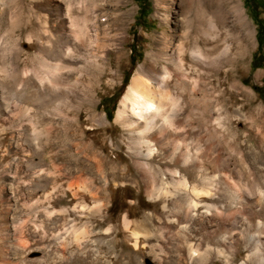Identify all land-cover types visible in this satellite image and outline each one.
Here are the masks:
<instances>
[{
    "label": "bare ground",
    "instance_id": "obj_1",
    "mask_svg": "<svg viewBox=\"0 0 264 264\" xmlns=\"http://www.w3.org/2000/svg\"><path fill=\"white\" fill-rule=\"evenodd\" d=\"M37 1H40L43 4V0ZM153 1L155 14L159 21L158 29H155V31L151 33H146L147 43L145 44V57L143 61L136 66L127 89L120 100L115 117L112 122H110L105 112L103 114L96 112L94 114L92 113V121L95 123L91 122L92 124L90 126H100L106 131H109L107 145L113 150L111 153H114V156L112 157L111 154L103 153V148H100L97 157H93L95 158L94 162L96 167H93L89 163H83L78 158L73 157V155L69 153V149L65 147L66 144L62 143L66 140L65 136L70 127V119H72L71 122H75L76 120V117L71 116L70 118V115L68 116L67 113L66 105L69 101L66 103L68 91H66L65 86L73 77H75L76 69H92L94 65L99 62L108 65L113 63L118 68H122L124 65L125 52L117 46L119 44L118 41H120L119 39L124 36L125 32L122 31L118 33L115 38L111 37L110 31L107 29H103L102 32H99L97 28L94 27L91 32L87 24L89 19L85 16L79 15L75 11L77 8L75 0H67L66 3H61L62 1L60 2L59 0H46V3L55 5L58 13L53 17L51 28L47 27L48 25L45 27V23L39 21L38 18L34 21L37 23L33 24L34 30L31 33L33 46H31L34 47V50L32 55L37 60V69L40 74L26 70H23V72L20 71L22 70L19 68L20 52L16 51L14 58L12 60V57L10 58L12 61H10V65H12L11 69L13 73L18 78L22 77V80L20 79L22 84H20L22 85L24 93H21V95L18 94L19 96L17 95L16 102L13 101L15 104L6 101L4 96V84L6 83H4L5 81L3 82L0 77V118L2 117V119H6L8 124L7 127H2L0 125V264H57V262L64 259L68 253H72L82 239H87L90 236V231L87 229L85 221L87 215L81 210V208L88 209L87 214L95 215V213H101L104 210V206L109 205V200L106 201L105 204H95L96 202L94 203L93 200H90L87 195L90 191L89 189L97 187L98 184L103 188L117 186L114 183L117 174L123 176L130 174L134 176L136 180L140 181L141 184L143 183L146 186H150L148 193L150 200H156L157 202V199H160L161 206H165L164 203L166 198H170V196L176 194L175 189L182 188L184 190H189L192 194L190 197L196 195L201 204L199 205L196 201L194 202L191 199L188 200L190 197L185 199L188 201H184L180 196V199L178 200H170L172 201L173 208L181 210L182 212L184 204H186L188 211L191 210L192 212L191 217L194 216L193 219L195 225H197L196 228L201 227L200 229L206 231L214 230L218 235L219 242L223 245L227 244V246L231 247L233 251L238 247L236 246L237 243L245 242L244 238L246 239L250 237V234H248V237H246L247 234H245L244 237L243 233L239 232L241 229H244V224H241L242 227L239 230L236 220L230 222L234 218L233 215L232 219L227 218L228 208H234L233 212L235 210L238 213L237 209L243 208L244 205L242 204L243 206H239L238 204V206H225L223 204V201L219 197L220 195L218 196L220 192L217 193V187H219L222 182V179H220L221 175L216 179L215 177H210L205 174L206 176L204 175L198 180L196 179L195 174L197 170L203 168L202 161L200 164L199 161L202 159L204 160V156L208 154H193L194 152H191L192 148L190 149L187 146L184 147L182 142L185 144L184 141L191 138L193 134V130L191 129L192 125H190V114H192L191 111L193 108L191 109V107L194 104L196 96L199 98H205V96L208 95L216 85L213 82L214 80L222 86L227 80V72L238 70L240 72L238 74L239 81L235 84L236 86L231 85L230 87L232 90H237L235 87H238L242 92L250 94L251 96L252 91L247 90L244 87L245 84H243L242 81V78H244L242 76V71L247 65L246 59L248 54L255 46V33L247 23L245 11L240 0ZM26 6L33 11V9L35 10V7L39 9L41 4H30L29 6L27 4ZM50 19H52V16ZM44 22H46V19ZM0 57L2 56L0 55ZM34 58H32V60ZM259 74L260 72H257L255 76L258 77ZM258 78L260 79V77ZM33 93H36L35 96L39 93L41 96L47 98L50 107H45L46 109L38 115L39 122L42 123V131L38 132L37 137L32 136L28 138L27 146L24 145L26 146L25 148L22 145V142L24 141L20 137V135L22 136L23 128L21 127L22 125H19L18 120L15 117L17 111L15 113L13 111L15 109H20L21 107L23 108L26 103H30V97ZM205 101L203 104H206L207 101ZM80 103L81 102H79V104ZM76 106H78V103ZM196 110H193V113ZM24 111L25 110H23L22 113ZM197 111L199 112V110ZM205 112L207 113V110ZM31 113L35 114V112ZM211 113L213 112L211 111ZM31 118L33 119V116L31 117L29 115V119ZM207 119L208 118H206V120ZM32 121L29 120V123L31 124ZM78 126L80 125H77V127ZM205 126L207 127L204 123V127ZM27 128L25 125V129ZM195 128L193 127L194 130ZM207 129L208 128H206V130ZM25 137L27 136L25 135ZM205 138L206 136L204 137V140ZM58 139H62V142H57ZM42 140L47 141V150L45 149L44 141ZM210 143V146L205 143V147H211ZM213 145H217V143L212 144V146ZM206 148L205 150L208 149ZM215 149L217 150V148ZM194 151H196V148ZM66 152L67 155H65L61 161H58V156ZM81 152L83 153V151ZM208 152L209 151L207 150V153ZM87 154L89 153L87 152ZM210 154L212 153H209V155ZM222 154L224 156V153ZM237 154L239 153L237 152ZM225 156H227L226 153ZM219 157L217 156V158ZM123 158H125V161H122ZM216 160L218 161V159ZM209 163H211V161ZM214 163L215 161L213 164ZM226 164L230 165L229 162ZM208 165L211 164H207L206 166ZM216 167L214 169H217ZM222 167L220 168L219 166L218 168L222 169ZM202 170L204 171V169ZM202 170L201 172H203ZM201 172L199 174L200 176L203 175ZM235 172L236 171H234V176ZM163 174H174L177 178L170 177L169 180H161L158 183V180L160 178L162 179ZM247 174H250V172ZM80 175H85L84 179H80ZM195 179L196 182H193ZM244 181L246 182L247 180ZM237 182L239 185V181ZM187 183H190V187H188L189 185ZM122 184L123 183L121 182L120 185ZM57 186H60L59 191L56 190ZM249 186L251 185L249 184ZM252 186L254 187L256 185L253 184ZM252 189L254 190V188ZM240 191L243 193L242 190ZM34 194H39L47 200L46 210L44 211L45 214L43 215L44 217L42 216L43 228L53 231L51 235L52 237L50 239L48 237V239L45 240L46 234L43 238L45 241L42 243L40 240V243L34 241V230L31 229L32 227L30 226L31 222L35 219V213L38 211H35L34 213L31 209H27L26 214L24 213V215H31V217L25 221L20 218L19 213L20 206H33L32 203L31 205L27 204L28 201H31L32 195ZM234 194L236 195V193ZM184 196L186 197V195ZM257 197L258 194L256 198ZM66 198H68L70 203L69 206L72 208L71 210L69 209V215L77 217L79 224L72 226L66 233H61V229L58 230L60 232L55 233L58 224L61 223V219H63L62 213L67 210V207L64 208L62 207L63 205L60 204L61 201ZM36 202L38 201L36 200ZM132 202L133 201H131V203ZM227 203L225 204L227 205ZM237 203H239V201ZM247 204L245 206H247ZM255 205L256 206L250 205L251 210L247 211V209V213L243 215L246 216L249 213L251 216H262L264 206L261 204V206H257V204ZM169 208L171 207L169 206ZM171 211L173 214L174 211ZM181 214H183V212ZM144 215L146 214L140 213L139 216L130 218L127 214H124L121 224L123 236L133 247L134 251L140 255L144 263L147 261L149 264H164L166 258L164 259L162 254L166 252L162 253V251L167 236L164 239L163 237L166 235H164V229H158V235L160 236L157 241L159 244L156 242L158 245L155 247V243H152L154 248H152V246L150 247L148 244V238L155 232L156 228H152L153 225L150 226L147 223L148 221L146 222ZM188 215V212L185 211L184 217ZM181 218L179 219L181 220ZM247 219L249 220V215ZM249 221H251V219ZM256 223L264 229V222L258 220ZM35 224L37 226V223ZM169 224L167 227H169ZM175 224L171 228H173V230L176 229L184 239H181L183 245L177 247L175 250L177 260H182L187 264H215V259H218V264L232 263L228 256L224 254L222 249L224 246L221 248L217 245L220 248H214L216 254L214 256L212 255L213 250L210 251V248L207 247L201 239L193 240V238L189 241L190 239L188 240V238L184 236V233L188 232L185 230L187 228L184 229L182 225L179 226L178 223ZM253 225L256 224L253 223ZM235 228L238 229V232H231V230ZM191 230L192 228L189 231L192 232ZM250 232L253 231L251 230ZM258 233L259 235L255 245L252 246V248L250 247L251 252L248 253L247 251L237 264H264V253L262 252L264 247V234L262 233H264V231L262 230ZM210 234L213 235L212 233ZM208 236L210 235L208 234ZM205 239L207 240V238ZM150 242L153 241L150 240ZM201 243H203L202 246L206 245L202 250L198 247ZM216 243H218V241ZM175 245L177 246V244ZM178 245H180V243H178ZM238 248L236 249L238 250ZM109 264H112V262L110 261Z\"/></svg>",
    "mask_w": 264,
    "mask_h": 264
},
{
    "label": "rangeland",
    "instance_id": "obj_2",
    "mask_svg": "<svg viewBox=\"0 0 264 264\" xmlns=\"http://www.w3.org/2000/svg\"><path fill=\"white\" fill-rule=\"evenodd\" d=\"M59 1L60 2L62 1L61 3H66L67 0H59ZM75 1L77 3L76 4L77 8L75 7L76 8L75 11L79 15L85 16L89 19L87 24H88V27H89L91 32H92L94 27H96L99 32H102L103 29H107L110 31L112 38H115L117 36V34L122 32V31L125 32L124 36L121 39H119L120 41H118L119 44L117 46L118 48L123 49L125 52V59H124V65L125 66L123 65L122 68H118L113 63L111 65H108V64H102L101 62H99L100 64L99 63L95 64L92 69H88V70L76 69L75 77L72 78L74 80L71 79L65 86L66 91L69 92V93L67 92V94L69 96L67 95V100H66V103L69 101V103H67V105H66V107H67L66 109L68 111L67 113H68V116L70 115L69 116L70 118H71V116L76 117V120H75V122L74 121L71 122L72 119H70V124H69L70 127L68 128L69 131L67 130V134L65 136L66 140L64 142H62V139H58L57 142L59 141V143H60V141H61L62 143H65L66 144L65 147H67L69 149V153H71L73 155V157L78 158L83 163H89L93 167H96L94 160L97 157V153L100 150V148H103V153L111 154L112 157L114 156V153H111V151H113V150H111V148L107 145L109 131H106L104 128H102L100 126L99 127L98 126H96V127L90 126L92 123H95L92 121L93 114L95 112L99 113V114H101V113L103 114L105 112L108 120L110 122H112L113 118L115 117L116 110L119 106L120 100H121L123 94L125 93V91L127 89V86L131 80V77L133 75V72H134L136 66L138 65V63L142 62L144 57H145V51H146L145 44L147 43L146 33H151L153 31H155V29L157 30L159 21L156 17V14H155V7H154V1L153 0H127V1L126 0H81V1L75 0ZM240 1L242 3L243 9L245 11L247 23L249 24V26L253 29V31L255 33V46H254V48L251 49L250 53L248 54L247 59H246L247 65H246L245 69L242 71V76L244 77V78H242V81H243V84H245L244 87L247 90L252 91V94L250 96V94H245L238 87H235V88H237V90H232V88L230 87L231 85L236 86L235 84L237 83V81H239L238 74L240 72L238 70L227 72V75H226L227 80L223 83L222 86H221V84L216 83V80H214L213 82L216 85L209 92L210 94L208 93V95H206L205 98H199L196 96V98L194 100V104L191 107V109L193 108L191 111L192 114H190V116H191L190 118L192 119V120L190 119V121H191L190 125H192L191 129L193 130L192 131L193 134H192L191 138L184 141V143L186 145L183 144V142H182V145L184 147L187 146L190 149L192 148L193 151L191 150V152L192 153L194 152L193 154H196V155H198L199 153H201V154L205 153V155L208 154V155L204 156V160L202 159L199 161V164L201 163V161L203 163L202 164L203 168H201V170L204 169V171L202 170L204 173L201 172V170H197V172L195 174L196 179L198 180L199 178L203 177L205 174L207 176H210V177L211 176L215 177L216 179L219 178L221 175L220 179H222L221 181L223 183L221 182L219 187H217L218 189L217 188H215V189H217V191H218L217 193L220 192L218 194V196L220 195L219 197L223 201V204L225 206H238V204H239V206L244 205L243 208H241L243 210L237 209V211L240 215L235 210L233 212L234 208H228L227 218L232 219V215H233L234 218L230 222H233L236 220V222H237L236 224L239 227V230L241 229L242 225L244 224L243 228L246 230L241 229L239 232L243 233L244 237H245V234H247L246 237H248V234H250L249 236L251 238L248 237V238H246L247 240L244 238L245 242H247V243H245V242L237 243L236 246H238V247L240 246V247L238 248L235 246L236 248H238V250L235 248L233 251L231 247L227 246V244L223 245L219 242L220 240L218 238V235H217V233H215L214 230H210V231L207 230L206 231L204 229H200L201 227L196 228L197 225H195V223H194V219H193L194 216L191 217L192 212H191V210L188 211L186 204H184V209L182 211L183 214H181L182 213L181 210L173 208L171 202L174 201V199L175 200L180 199V196H181V199H183L184 201H188L189 199H191L194 202L196 201L197 204H199V205L201 204L199 198L196 195H193L194 197H190V196H192V194L189 190H184L182 188L175 189L176 194H173V196H170V198L169 197L166 198L165 203H164L165 206H161V200L160 199H157V202H156V200H154V201L150 200L149 195H148L149 190H150V186H146L143 183L141 184L140 181L136 180V178L130 174H127L124 176L117 174L115 177V180H114V183L117 186H114V187L109 186V187L103 188L98 184L97 187L89 189L90 191L87 195L89 196L90 200H93L94 203L96 202L95 204H98V203L105 204L106 201L109 200V205L104 206V210L101 213H95V215L94 214L93 215L87 214L88 209L81 208V210H83L85 212V214L87 215V218L85 219V221H86L87 229L90 231V236L87 239H82L81 242L77 245V247H75V249L72 251V253H68L67 256L64 259L58 261L57 264H107V263L109 264L110 261L112 262V264H149V262H147V261H146V263H144L142 261V258L140 257V255H138V253H136L134 251L133 247L125 240V238L123 236L122 226H121L122 218H123L124 214H127V216L132 218L134 216H136V217L139 216L140 213L146 214V215H144L146 222L148 221L147 223L150 226L153 225L152 228H154V229L156 228L155 232L153 231L154 233L151 234L148 238V244L150 247L151 246H152V248H154V246L157 247V245L159 244L157 240L159 239V236H160V235H158L159 234L158 229H160V230L164 229V235L165 234L166 235L163 238L165 239V237L167 236V238L165 239L166 242L164 244V248L162 251V253H164V252H166V253H164V254L161 253L162 256L164 257V259L166 258L164 260L165 261L164 264L165 263L166 264H187V263L183 262L182 260H177L175 250L177 247H181L183 245L181 243V239L182 240H184V239H183V236L178 231H176V229L173 230V228H171L174 226L175 223H178L179 226L182 225V227L184 229L187 228L185 230H187L188 232L184 233V236H186L188 238V240L190 239L189 241H191L193 238H194L193 240L201 239L203 241V243L206 244L207 247L210 248V251L213 250L212 255H214V256L216 255L214 252V248H217V247L222 248L224 246L222 249L224 251V254L226 256H228L230 262H232L231 264H237L239 262V260H241L244 257V255L247 253V251H248V253L251 252L250 249L256 243L257 237L259 235L258 232L262 231V230L264 231L263 227L257 225V223H256L258 220H260L261 222H264V216H263L264 212H263V215L259 216V217L251 216L249 213L246 216H244L245 213H247V211L251 210L250 205L256 206L255 204H257V206H259L261 204L262 206H264V193H263L264 192V6H263L264 0H240ZM39 2L40 1H37V0H0V4H1L0 5V55L2 56V57H0V77L2 78L3 82L5 81L4 83H6V84H4L5 100L10 101L12 104L14 102H16V97L21 95V93H24V91H23L22 85H21L22 84V82H21L22 77L18 78L15 76V74L13 73V71L11 69L12 65H10V61L14 58L16 51H18V52H20L19 53V68L22 69L20 71L23 72V70L24 71L26 70V71H31L33 73L37 72L38 74H40L38 69H37V60L32 55L33 50H34L33 49L34 47H32L33 43H32V38H31V33L34 30L33 24L37 23L34 21L38 18L39 21H43V23H45V27L48 25L47 27L51 28L52 27L51 23L53 22V17H55L56 14L58 13L55 5H52V4L50 5V4L46 3V0H43V4H42V2H40V3ZM37 3L41 4V6L39 9H37L35 7V10L33 9V11L26 6L27 4L29 6L30 4L33 5V4H37ZM46 7H48V8H46ZM55 11H57V12H55ZM44 13H45V16H44ZM51 16H52V19H50ZM45 19H46V22H44ZM13 44H16V45H13ZM9 47H10V49H9ZM114 50H115V48H114ZM10 58H11V60H10ZM32 58H34V59L32 60ZM35 60H36V62H35ZM24 65H26V66H24ZM6 66L8 67V70H7ZM24 67H26V68H24ZM31 68H32V70H31ZM35 69H36V71H35ZM257 72H260V74L258 76V77H260V79L255 76V74ZM12 76H14V77H12ZM16 78H18V79H16ZM222 94H224V95H222ZM28 95H30V94H28ZM35 95H36V93H33L30 97L32 103L31 102L26 103L27 105L25 104V106L23 108L21 107L20 109H15L13 111L14 113L17 111V113H15V117L17 118L19 125L20 126L22 125L21 127L23 128V131H22L23 137L20 135V137L24 141V142H22L23 146L24 145L27 146V144H28L27 139L28 138H30L32 136L37 137L38 132L42 131V123L39 122L38 115L41 112H43V110L50 107L49 106L50 104L48 103L49 101L47 100V98H45L44 96H41L39 93H37V96H35ZM209 96L212 98H210ZM36 98H38V99H36ZM205 99L207 102L205 101ZM251 99H252V101H251ZM202 100H204L206 102V104H203L204 101H202ZM76 101L78 103V106H76L77 105ZM79 102H81V103L79 104ZM212 102H214V103H212ZM223 102H225V103H223ZM199 103H200V105H199ZM68 104H69V106H68ZM216 104H218V105H216ZM46 105H48V106H46ZM79 105H80V107H79ZM26 107H27V109H26ZM68 107L69 108L71 107V108L69 109ZM32 108H34V109H32ZM196 109L199 110V112ZM223 109H225V110H223ZM23 110H25V111L27 110V111L26 112L24 111L23 112L24 114H23L22 113ZM29 110H30V112H29ZM193 110H196V111L193 113ZM204 110L205 111L207 110V113ZM208 111H210V112H208ZM211 111L213 113H211ZM31 112H35V114H33ZM73 112H74V114H73ZM28 114L31 117L33 116V119L32 118L29 119ZM213 116H214V118H213ZM19 117H20V119H19ZM201 118H202V120H201ZM206 118H208V119L206 120ZM196 119H197V121H196ZM29 120L30 121L33 120L31 122V124L29 123ZM208 121H210V122H208ZM203 122L205 123V125H207V127L205 126L206 128H208L207 130L204 127ZM0 125L2 127H7L8 124H7L6 119H4V118L2 119V117H1L0 118ZM25 125H26V128L28 126H30V127L25 129ZM77 125H80V126L77 127ZM195 126L198 129H196ZM193 127L195 128L196 131L193 129ZM204 128H205V130H204ZM208 130H210V131H208ZM236 130H237V132H236ZM243 133H245V134H243ZM25 135L27 137H25ZM205 136H206L207 140H206V138L204 140ZM212 138H213V140H212ZM193 139H195L197 141H195ZM218 139H219V141H218ZM42 141H44V140H42ZM46 142L47 141H44V145H45L44 147L47 150L48 145L46 144ZM194 142H195V144H194ZM210 142H212V143H210ZM205 143L208 146H210L209 145V143H210L211 147L207 146V148H208L207 149L205 147L206 146ZM216 143H217V145L212 146V144H216ZM88 144H89V146H88ZM105 144H106V146H105ZM219 144H221V145H219ZM26 146H24V147L26 148ZM222 146L224 149L222 148ZM90 147H92V148H90ZM214 147L217 148V150ZM220 147H221V149H220ZM80 148H81V150H80ZM195 148H196V151H194ZM205 148L209 151L208 153H207V150H205ZM81 151H83V153ZM87 152L89 154H87ZM237 152L239 154H237ZM95 153H96V155H95ZM209 153H212V154H210L211 157H210ZM217 153H218V155H217ZM222 153H224V156ZM225 153L227 156H225ZM248 153H249V155H248ZM65 155H67V152L60 154L58 156V161H61ZM85 155H86V158H85ZM228 155H231V156H228ZM243 155H244V157H243ZM217 156L218 157L220 156V157L217 158ZM93 157H95V158H93ZM250 157H251V159H250ZM216 159H218V161ZM252 159H254L255 161ZM219 160H220V162H219ZM122 161H125V158H123ZM203 161H205V162H203ZM206 161H208V162H206ZM210 161H211V163H209ZM214 161H215V163L213 164ZM242 161H243V163H242ZM227 162H229L230 165H227L226 164ZM220 163H221V165H220ZM222 163H223V165H222ZM207 164H211V165L206 166ZM210 166H212V167H210ZM219 166H220V168L223 166L222 169L218 168ZM215 167L217 169H214ZM257 168L261 171H259ZM206 169H208V170H206ZM217 170H218V173H217ZM233 170L236 171L235 176H234ZM200 172L203 174L202 176L199 175ZM249 172H250V174H247ZM197 173H198V175H197ZM210 173H212V174H210ZM165 175L166 174H163L164 177L162 176V179L160 178L158 180V183L161 180H165V179L169 180L170 177L177 178V176L174 174L173 175L167 174L166 176ZM84 177H85V175L79 176L80 179H82V178L84 179ZM251 177H253V178H251ZM196 179L193 180V182H196ZM258 179L261 182H259ZM244 180H247V181L245 182ZM237 181H239V185H238ZM121 182L123 183L122 185H120ZM255 183H257V184H255ZM187 184L189 185L188 187H190V183H187ZM249 184L251 186H249ZM253 184L256 186L253 187L252 186ZM56 185H57V183H56ZM132 185H134V186H132ZM237 185H238V187H237ZM258 186H259V188H258ZM236 187H237V189H236ZM252 188H254V190ZM56 190L59 191L60 186H57ZM121 190H122V192H121ZM240 190H242L243 193ZM91 192H93V193H91ZM184 193H187V194H184ZM234 193H236V195ZM257 194H258V197L256 198ZM184 195H186V197ZM90 197H92V198H90ZM94 197L97 199H95ZM188 197H190V198H188ZM187 198H188V200H185ZM242 199H243V201H242ZM36 200L38 202H36ZM170 200H172V201H170ZM131 201H133V202L131 203ZM238 201H239V203H237ZM227 202H229V203H227ZM31 203L33 206H20V209H19L20 218L25 221V220L29 219V217H31V215H29V216L24 215V213L26 214L27 209H29V210L31 209V211H34V213H35V211L36 212L38 211L37 213H35L36 214L35 219L33 220V222H31L30 226L32 227L31 229L34 230V233H33L34 234V236H33L34 241L36 243H40V242L42 243L43 241L47 240L48 237L50 239L52 237L51 235L53 233L52 230L43 228V217H44L43 215L45 214L44 211L46 210L45 208L47 205V200L44 199V197L40 196L39 194H37V195L34 194V195H32L31 201H28L27 205H29V204L31 205ZM40 203H42V204H40ZM158 203H159V205H158ZM225 203H227V205ZM252 203H254V204H252ZM60 204L63 205L62 207H64V208L67 207V210L62 213L63 219H61V223L58 224V227H57L55 233L60 232V231H61V233H66L67 231H69V229L72 226L78 225L79 220L77 217H75L73 215H69L70 214L69 209L71 210L72 208H71V206H69L70 203H69L68 198L62 200ZM246 204H247V206H245ZM168 205L171 208H169ZM20 210L23 214L20 212ZM171 210L174 211L173 214H172ZM175 210L178 212V214ZM185 211H187L189 215L184 217ZM40 214H42V215H40ZM170 214H172V215H170ZM248 215H249V220L251 219V221H249L247 219ZM181 216H182V218H181ZM36 217L38 218V220ZM237 217H238V219H237ZM260 217H263V218H260ZM147 218H148V220H147ZM151 218H153V219H151ZM179 218H181V220ZM186 218H187V221H186ZM171 219H173V220H171ZM255 219H256V222H255ZM68 220H69V222H68ZM252 220H253V223L256 225H253ZM41 221H42V223H41ZM164 221H166V222H164ZM34 222L37 223L38 227L36 226V224ZM39 222H40V224H39ZM163 222H164V224H163ZM168 222L172 223V224H169ZM183 222H185V223H183ZM190 222H192V223H190ZM165 223H168L169 227H167L168 224H165ZM247 223L250 225H248ZM170 225H172V226H170ZM251 226H253V227H251ZM107 228H108V230H107ZM169 228H171V229H169ZM191 228H192V230H191L192 232L189 231ZM38 229H40V230H38ZM58 230H60V231H58ZM63 230H64V232H63ZM251 230L253 232H250ZM241 231H243V232H241ZM209 232L215 236L211 235ZM231 232H238V229H236V228L232 229ZM155 234H157V235H155ZM208 234L210 236H208ZM262 234H264V233H262ZM44 236L46 237L45 240H43ZM212 236L214 237L215 240L213 239ZM174 237L178 238L179 240L175 239ZM254 237H256V238H254ZM205 238H207V240ZM39 240H40V242H39ZM150 240H152L153 242H150ZM210 241H213L214 243L210 242ZM217 241H218V243H216ZM152 243L153 244L155 243L156 245L154 244V246H153ZM178 243H180V245H178ZM203 243L198 245L200 250L204 249L206 246V245L202 246ZM252 243H253V245H252ZM171 244L173 247L171 246ZM175 244H177V246ZM217 245H219L220 247ZM169 246H170L171 250H170ZM84 247H85V249H84ZM194 247H196V246H194ZM225 247H227V248H225ZM246 248H248V249H246ZM165 250H167V251H165ZM232 251H233V253H232ZM81 252H82V254H81ZM262 252L264 253V247L262 249ZM234 253L236 256L234 255ZM89 255H91V256H89ZM90 257H92V258H90ZM170 258H171V260H170ZM146 259H148V258H146ZM167 260H168V262H167ZM218 262H219L218 259H215V264H218Z\"/></svg>",
    "mask_w": 264,
    "mask_h": 264
},
{
    "label": "trees",
    "instance_id": "obj_3",
    "mask_svg": "<svg viewBox=\"0 0 264 264\" xmlns=\"http://www.w3.org/2000/svg\"><path fill=\"white\" fill-rule=\"evenodd\" d=\"M264 6V5H263Z\"/></svg>",
    "mask_w": 264,
    "mask_h": 264
}]
</instances>
